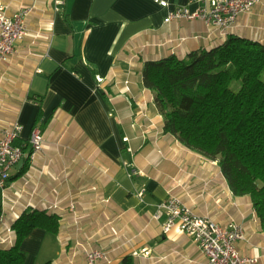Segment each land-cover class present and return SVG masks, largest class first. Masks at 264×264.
<instances>
[{
  "label": "crops",
  "instance_id": "1",
  "mask_svg": "<svg viewBox=\"0 0 264 264\" xmlns=\"http://www.w3.org/2000/svg\"><path fill=\"white\" fill-rule=\"evenodd\" d=\"M61 1L56 10L54 0H0L10 14L31 9L28 36L0 66V137L19 123L14 145L25 153L34 128L45 140L0 190V247L13 240L11 226L23 213L44 211L60 217L59 232L34 229L21 244L24 264H85L83 247L107 251L103 264H203L190 238L164 234L152 219L173 195L222 226L242 225L237 250L264 264V232L250 198L232 194L216 161L164 131L143 84L148 62L185 59L231 36L264 44V0L225 35L169 17L188 0Z\"/></svg>",
  "mask_w": 264,
  "mask_h": 264
},
{
  "label": "trees",
  "instance_id": "2",
  "mask_svg": "<svg viewBox=\"0 0 264 264\" xmlns=\"http://www.w3.org/2000/svg\"><path fill=\"white\" fill-rule=\"evenodd\" d=\"M264 44L231 36L223 45L146 63L143 84L154 96L164 131L216 161L230 191L248 196L264 232ZM233 82H239L237 89ZM27 168L28 160H25ZM60 217L23 213L0 264H24L21 244L34 229L57 235ZM128 258H125L127 260ZM45 264H51L46 262Z\"/></svg>",
  "mask_w": 264,
  "mask_h": 264
},
{
  "label": "built area",
  "instance_id": "3",
  "mask_svg": "<svg viewBox=\"0 0 264 264\" xmlns=\"http://www.w3.org/2000/svg\"><path fill=\"white\" fill-rule=\"evenodd\" d=\"M263 0H188L185 6H179L170 12L169 17L179 20H199L205 26L215 32L225 35L232 30L237 18L243 14H250ZM55 9L59 10L62 1L54 0ZM163 7L165 1H159ZM195 9L190 10L189 6ZM31 9L22 8L17 12L8 13L6 5H0V66L8 62L16 54L17 43L23 41L29 34L27 18ZM98 83L103 78H96ZM1 82V78H0ZM22 126L19 123L12 124L1 132L0 137V190H4L11 177V172L18 162L28 160L33 162L37 154L45 149V140L39 128L31 132L29 144L30 150L24 152L23 147L14 145L19 137ZM127 141V138L123 139ZM143 191L138 195L143 196ZM74 211V205L70 206ZM152 219L161 222L164 234L174 230L190 238L198 250L205 257L203 264H256L257 258L242 256L236 248L238 241L245 240L243 227L230 221L222 226L207 215H198L178 197H169L158 203ZM2 219H0L1 224ZM10 232V229H8ZM7 245L12 241L4 239ZM85 264H103L109 260L107 251L96 248L83 247ZM147 254V252L143 253Z\"/></svg>",
  "mask_w": 264,
  "mask_h": 264
},
{
  "label": "rangeland",
  "instance_id": "4",
  "mask_svg": "<svg viewBox=\"0 0 264 264\" xmlns=\"http://www.w3.org/2000/svg\"><path fill=\"white\" fill-rule=\"evenodd\" d=\"M262 80L264 81V72H263V74H262ZM238 86H239V82H233V83H232V88L237 89Z\"/></svg>",
  "mask_w": 264,
  "mask_h": 264
},
{
  "label": "water",
  "instance_id": "5",
  "mask_svg": "<svg viewBox=\"0 0 264 264\" xmlns=\"http://www.w3.org/2000/svg\"><path fill=\"white\" fill-rule=\"evenodd\" d=\"M25 161L21 160L20 162H18V164L16 165V169H20L23 165H24Z\"/></svg>",
  "mask_w": 264,
  "mask_h": 264
}]
</instances>
